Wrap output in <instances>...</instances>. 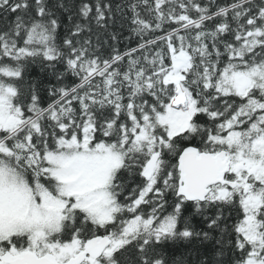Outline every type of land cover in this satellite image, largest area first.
<instances>
[{
	"label": "snow or ice",
	"instance_id": "6c2138e0",
	"mask_svg": "<svg viewBox=\"0 0 264 264\" xmlns=\"http://www.w3.org/2000/svg\"><path fill=\"white\" fill-rule=\"evenodd\" d=\"M0 19V264H264V0Z\"/></svg>",
	"mask_w": 264,
	"mask_h": 264
},
{
	"label": "trees",
	"instance_id": "16d2710c",
	"mask_svg": "<svg viewBox=\"0 0 264 264\" xmlns=\"http://www.w3.org/2000/svg\"><path fill=\"white\" fill-rule=\"evenodd\" d=\"M3 23H4V21L2 19H0V25H2ZM110 31H118L121 33L120 41L118 44V47L120 48L121 51L125 50L127 47L135 46V43H136L135 38H133L131 40V42H129V40L127 39V37L129 36L127 29L126 28L121 29L119 23L113 25L112 28L110 29ZM33 75L34 76H41V78L44 79L45 83H47L46 77H42V74H39L38 70H34ZM188 251H189V249L183 245L175 246V247L169 249V253H168L169 259L171 260V258L178 257L182 254L187 255ZM188 258H189V261L191 264V261L194 259V254H193V256H189Z\"/></svg>",
	"mask_w": 264,
	"mask_h": 264
}]
</instances>
